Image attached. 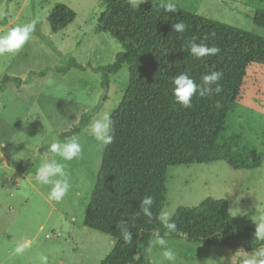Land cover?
Returning a JSON list of instances; mask_svg holds the SVG:
<instances>
[{"label": "rangeland", "instance_id": "1", "mask_svg": "<svg viewBox=\"0 0 264 264\" xmlns=\"http://www.w3.org/2000/svg\"><path fill=\"white\" fill-rule=\"evenodd\" d=\"M156 1L264 37V28L252 21L257 11L264 10V0ZM57 4L72 9L76 19L53 34L47 18ZM102 11L100 0H0V35L17 25L35 23L31 39L18 53L0 55V83L5 75L25 82L30 72L62 68L70 57L84 68H72L66 75L49 71L44 78L32 77L19 88L9 83L0 91V264H42V255L47 264H100L114 247L111 238L83 226L104 149L91 136L90 124L116 110L128 84L125 66L109 77L107 88L101 87V75L94 72L113 63L122 50L100 30ZM90 114L77 136L80 157L63 161L50 151L61 133ZM231 137L234 152L260 157L258 168L233 170L222 161L169 167L160 217L165 213L173 217L180 207H197L213 198L226 200L232 217L249 215L257 226L264 223V69L259 66L248 71L242 98L227 114L218 143ZM7 160L21 163L22 168L8 167ZM51 160L64 163L71 177V188L60 202L50 200V186L35 179L37 168ZM18 245H25L23 253L14 251ZM168 246L176 252L178 264H246L264 259V248L246 254L185 240H168ZM161 253L160 247L146 250L147 264L159 262Z\"/></svg>", "mask_w": 264, "mask_h": 264}, {"label": "trees", "instance_id": "2", "mask_svg": "<svg viewBox=\"0 0 264 264\" xmlns=\"http://www.w3.org/2000/svg\"><path fill=\"white\" fill-rule=\"evenodd\" d=\"M166 6L145 0L139 9H134L129 0H100V30L108 33L122 50L113 63L94 72L101 75L103 88L108 87L109 77L124 66L128 72L122 100L110 115L114 141L103 149L83 219L86 229L115 241L100 264H147L145 251L157 232L167 240L228 247L246 254L264 248V239L258 235L253 219L249 215L232 217L224 199L206 198L197 207L178 208L172 217L177 231L170 235L160 221L169 167L222 161L233 170L258 168L260 157L250 158L232 150L234 138L221 144L218 139L226 128L227 114L242 98L248 71L253 66L264 69V37L178 8L169 12ZM75 19L72 9L57 4L47 21L51 32L57 34ZM252 21L264 28V10L257 11ZM177 22H184L186 31L174 32L172 24ZM193 39L216 46L220 52L196 59L188 51ZM72 68L84 70L70 57L62 68L30 72L25 82L5 75L0 91L9 83L19 88L32 77L44 78L49 71L66 75ZM185 71L197 84L202 83L203 75L220 71L221 93L194 95L191 108L181 107L175 102L171 81ZM91 116H82L77 125L59 135V141L80 135ZM6 165L22 168L21 163L10 160ZM146 195L154 199L151 220L140 207ZM121 222L133 233L131 244L121 238Z\"/></svg>", "mask_w": 264, "mask_h": 264}, {"label": "clouds", "instance_id": "3", "mask_svg": "<svg viewBox=\"0 0 264 264\" xmlns=\"http://www.w3.org/2000/svg\"><path fill=\"white\" fill-rule=\"evenodd\" d=\"M144 2L145 0H129L131 7L134 9H139V5ZM166 10L174 12L175 5L169 3L166 6ZM187 27L188 26L184 22L172 24L174 32L177 33H183L186 31ZM34 31L35 23L32 22L17 25L8 30L6 34L0 35V55L18 53L31 39ZM188 51L194 58L202 59L206 56L216 55L220 52V49L216 46H209L203 41L196 43L195 39H193L188 44ZM221 79L222 73L220 71H212L203 75L201 78L202 83L197 84L187 71L182 72L174 76L171 81L172 94L175 98V102L183 108H191L194 95H199L200 97L211 96L213 94L218 95L222 91V86L219 83ZM90 134L99 144L101 150L113 143L115 133L110 113L105 112L102 116L92 121L90 124ZM49 148L52 153L58 155L63 161H72L82 154V147L76 136L68 138L64 142L57 140L51 143ZM35 179L40 185L50 186L49 199L56 202L62 201L71 188V177L68 171H66L65 164L56 160L43 162L36 170ZM153 203V197L147 195L140 201L143 215L148 217L149 220H151L153 216L151 210ZM160 221L167 230V234L170 235L177 231L176 222L172 220V213L163 214L160 217ZM119 226L121 238L126 244H131L133 233L128 231L123 222H121ZM256 231L259 236L264 238V223L258 225ZM153 237L154 238L149 241L148 251H151L154 247H160L162 249V259L159 262L153 261V264H165V262H167V264H178L177 254L168 246V240L158 232L153 233ZM24 250L25 245H18L14 251L20 254L23 253ZM47 260V256H41L42 264H47ZM246 264H264V259H260L259 261L252 259L247 261Z\"/></svg>", "mask_w": 264, "mask_h": 264}, {"label": "water", "instance_id": "4", "mask_svg": "<svg viewBox=\"0 0 264 264\" xmlns=\"http://www.w3.org/2000/svg\"><path fill=\"white\" fill-rule=\"evenodd\" d=\"M11 185V184H10ZM12 186V185H11Z\"/></svg>", "mask_w": 264, "mask_h": 264}]
</instances>
